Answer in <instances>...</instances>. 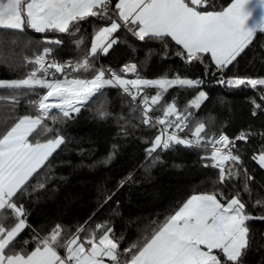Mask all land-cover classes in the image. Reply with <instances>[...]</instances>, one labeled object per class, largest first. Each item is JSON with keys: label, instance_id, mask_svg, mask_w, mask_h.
Returning <instances> with one entry per match:
<instances>
[{"label": "snow or ice", "instance_id": "snow-or-ice-1", "mask_svg": "<svg viewBox=\"0 0 264 264\" xmlns=\"http://www.w3.org/2000/svg\"><path fill=\"white\" fill-rule=\"evenodd\" d=\"M257 9L258 17L254 16ZM84 23L95 25L90 47L81 37L75 44L82 59L58 62L54 51L62 50L65 41L80 32ZM28 29L44 34L42 40L36 41L34 55L25 56L19 65L31 70L23 78L0 80V88L12 90L9 96H0V101L10 100L15 108L24 94L22 90L45 91L29 101L35 114L18 116L0 133V264H106L105 258L108 264H245L254 236L249 222H264V198L255 201L253 207L259 205L261 211L253 215L234 182L243 168V193L251 199L250 185L255 178L244 168L243 149L237 141H248L255 133L242 131L230 139L223 131H211V118L206 122L194 111L208 99L201 87L205 84L203 78L178 73L171 78H145L141 67L131 61L123 63L119 70L96 65L101 56H110L122 44L135 51L137 41L144 47L158 42L165 49H174L175 57L185 67L202 65L205 77L209 73L213 77L210 82L228 90L255 89L264 102V75L232 71L257 33H264V0H230L222 8H217L215 0H0V30H4L0 39L8 32L24 34ZM51 69L55 72L51 73ZM69 69H83L90 78L70 77ZM128 74L134 78H127ZM173 87L196 94L183 108L175 102L168 103L163 117L153 118L150 109ZM109 89L122 92V100L133 113L141 112L139 124H133V128L142 124L158 129L144 149L145 161H150L141 165L146 172L162 165L163 154L169 151L203 149L201 162L208 167L206 162L210 161V166L219 170L218 179L212 181L211 190L194 191L162 222L153 221L142 229L141 238L123 248L125 259H121L119 251L123 237H117L108 222L96 223L94 228L80 225L70 235H65L63 226L57 223L47 234L33 235L35 247L31 250H17L14 242L22 230L30 227L25 198L30 191H47L53 179L49 175L50 157L67 144V124L94 97H105L96 111L100 119L106 118L109 113L103 105ZM147 89H156V94L149 96ZM251 103V115L255 117L264 104L255 99ZM48 120L64 127H51L45 123ZM38 127L50 135L37 139ZM121 133L128 135L123 126ZM261 136L264 138V133ZM116 147L112 145L113 150ZM113 157L114 152H109L104 162ZM252 159L264 169V147ZM131 178L129 173L115 191L106 193L93 215ZM260 186L264 188V184ZM7 217L14 218V222L6 224Z\"/></svg>", "mask_w": 264, "mask_h": 264}, {"label": "trees", "instance_id": "trees-1", "mask_svg": "<svg viewBox=\"0 0 264 264\" xmlns=\"http://www.w3.org/2000/svg\"><path fill=\"white\" fill-rule=\"evenodd\" d=\"M215 3L217 8H222L230 0H215ZM94 26L92 23H84L80 32L65 41L62 50L54 51V57L62 61L82 59L75 40L83 37L85 45L90 47ZM3 31L0 30V33ZM43 36L44 34L28 29L24 34L8 32L0 39V80L23 78L27 75L30 67L21 68L19 65L23 63L25 56L34 55L36 41L42 40ZM123 36L124 33L121 32V37ZM136 44L135 51L122 44L110 56H101L96 66L119 70L123 63L131 61L141 67V75L145 78H158L162 75L171 78L178 73L187 78L205 79V84L201 87L208 93V99L200 110L194 111L206 122L211 118L208 125L211 131L217 134L223 131L230 139H234L242 131L255 133L249 136L248 141H237L238 146L243 149L244 168L255 178V183L250 185L251 199L247 193H243V168L239 169L241 176L235 178L234 182L242 192L249 211L253 215L259 214L261 206L253 205L257 199L264 198V188L260 186L264 184V170L252 156L264 147V138L261 136L264 133V109L258 111L255 117L251 115L253 99L264 104L259 92L251 88L228 90L216 85L210 82L213 79L211 73L205 77L202 65L185 67L183 61L175 57L174 49H165L158 42H153L148 47L142 46L139 41ZM39 51H42V47ZM238 59L240 63L233 68V72L250 76L264 75V33L258 32L252 44ZM67 71L70 77L80 75L90 78L89 72L83 69L79 72H72L70 69ZM62 77L61 74L59 78ZM11 91L0 88V96H9ZM44 91L22 90L24 94L19 96V103L15 104V108L10 100L0 101V133L18 116L35 114L29 101L38 99V94L42 95ZM146 92L149 96L155 95L156 89H147ZM195 94L190 89L173 87L164 93L157 105L152 106L151 111L156 116L163 117V109L168 103L175 102L183 108ZM122 96L117 89L106 90V103L103 105L109 113L106 118L100 119L96 111L102 106L105 97H94L79 114H74L76 119L67 124V144L50 157L49 175L53 179L48 182L47 191H30L29 197L25 198L30 213L27 224L30 227H26L14 242L17 250L21 247L31 250L35 247L33 235L38 233L43 236L57 223L63 226L65 235H70L80 225L94 228L96 223L108 222L114 228L115 235L123 237L119 251L122 253L121 259H125L123 248L136 243L142 236V229L153 221L162 222L194 191L211 190L212 181L218 179L219 173L201 162L200 158L205 155L203 149L180 148L169 151L163 154L162 165L157 164L147 172L141 167L142 164L150 163L145 161L144 149L157 134L156 128L142 124L133 128V124H139L137 118L141 113H133ZM45 123L51 127H64L52 125L50 120ZM121 126L128 132L127 136L121 133ZM48 135L50 134L38 127L37 139ZM113 144L117 145L115 150L112 149ZM109 152H114V157L105 163ZM129 173H132V178L101 211L93 215L98 202L104 200L106 193L115 191L118 182L128 177ZM89 217H92L91 221ZM86 221L89 222L85 224ZM13 222L12 217L5 220L8 225ZM249 223L254 236L245 264H264V222L254 220ZM24 241L29 243L25 245Z\"/></svg>", "mask_w": 264, "mask_h": 264}, {"label": "built area", "instance_id": "built-area-1", "mask_svg": "<svg viewBox=\"0 0 264 264\" xmlns=\"http://www.w3.org/2000/svg\"><path fill=\"white\" fill-rule=\"evenodd\" d=\"M50 58H52V57H50ZM57 60H58V59H57ZM66 61H67V60H66ZM71 61L75 62L76 60H71ZM58 62H65V61H64V60H63V61H62V60H58ZM99 66H100V65H99ZM99 66H98V67H99ZM50 72H51V73H54L55 70H54V69H51ZM56 75H57V78H59L60 75H59V74H56ZM127 78H131V77L129 76V74H128ZM121 93H122V92H121ZM127 99L130 100V98H127ZM54 111H55V110H54ZM140 113H141V112H140ZM150 115L153 116V118L157 117V116L151 111V109H150ZM157 131H158V129L156 128V132H157ZM209 150H210V149H209ZM207 163L209 164V167H211V166H210V163H211V162L209 161V162H207ZM211 168H212V167H211ZM213 169H214V168H213ZM216 170H217L218 173H219V170H218V169H216Z\"/></svg>", "mask_w": 264, "mask_h": 264}, {"label": "crops", "instance_id": "crops-1", "mask_svg": "<svg viewBox=\"0 0 264 264\" xmlns=\"http://www.w3.org/2000/svg\"><path fill=\"white\" fill-rule=\"evenodd\" d=\"M258 15H259V9H257L256 12L254 13V16L258 17ZM252 23H253V21L250 20V21L248 22V25L251 26ZM262 170H264V169H262ZM23 231H24V230H22V232H23ZM22 232H21V233H22ZM21 233H20V234H21ZM105 262H106V264H108V260H107V259L105 260Z\"/></svg>", "mask_w": 264, "mask_h": 264}, {"label": "rangeland", "instance_id": "rangeland-1", "mask_svg": "<svg viewBox=\"0 0 264 264\" xmlns=\"http://www.w3.org/2000/svg\"><path fill=\"white\" fill-rule=\"evenodd\" d=\"M129 76L131 77V78H134L131 74H129ZM63 78V77H62ZM107 258H105V260H106Z\"/></svg>", "mask_w": 264, "mask_h": 264}, {"label": "water", "instance_id": "water-1", "mask_svg": "<svg viewBox=\"0 0 264 264\" xmlns=\"http://www.w3.org/2000/svg\"><path fill=\"white\" fill-rule=\"evenodd\" d=\"M59 75H61V74H59Z\"/></svg>", "mask_w": 264, "mask_h": 264}]
</instances>
